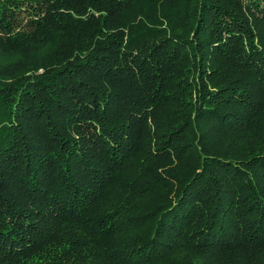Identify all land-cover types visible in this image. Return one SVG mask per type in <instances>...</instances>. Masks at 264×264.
Returning <instances> with one entry per match:
<instances>
[{"label": "trees", "instance_id": "1", "mask_svg": "<svg viewBox=\"0 0 264 264\" xmlns=\"http://www.w3.org/2000/svg\"><path fill=\"white\" fill-rule=\"evenodd\" d=\"M0 264H264V0H0Z\"/></svg>", "mask_w": 264, "mask_h": 264}]
</instances>
